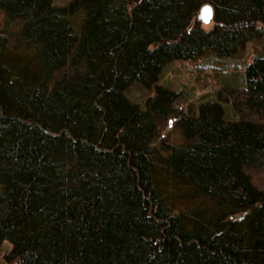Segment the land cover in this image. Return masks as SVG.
<instances>
[{"label": "trees", "instance_id": "obj_1", "mask_svg": "<svg viewBox=\"0 0 264 264\" xmlns=\"http://www.w3.org/2000/svg\"><path fill=\"white\" fill-rule=\"evenodd\" d=\"M259 39L264 0H0L4 264H264V54L196 112L157 85Z\"/></svg>", "mask_w": 264, "mask_h": 264}, {"label": "rangeland", "instance_id": "obj_2", "mask_svg": "<svg viewBox=\"0 0 264 264\" xmlns=\"http://www.w3.org/2000/svg\"><path fill=\"white\" fill-rule=\"evenodd\" d=\"M72 0H52L54 7H66ZM213 22L208 25L201 23V28L205 31L212 29ZM264 54V40H252L243 48L230 57H218L213 52H206L200 60L196 62H177L172 61L162 69L157 85L175 92L178 95L176 106L178 109L188 112H196L200 103L215 99V92L218 89V83L237 84L240 77L243 76L245 66H247L253 57ZM153 89H146L137 82H133L129 87L126 98L144 109V103L149 97H153ZM224 114L230 111L227 105L223 106ZM231 116V114H230ZM173 124L170 123L165 132L172 133ZM171 136V141L176 138ZM9 250L8 244H4L3 252ZM0 264H4L0 259Z\"/></svg>", "mask_w": 264, "mask_h": 264}, {"label": "water", "instance_id": "obj_3", "mask_svg": "<svg viewBox=\"0 0 264 264\" xmlns=\"http://www.w3.org/2000/svg\"><path fill=\"white\" fill-rule=\"evenodd\" d=\"M213 19V10L209 5L203 6L198 13V20L204 25H208L212 22Z\"/></svg>", "mask_w": 264, "mask_h": 264}]
</instances>
